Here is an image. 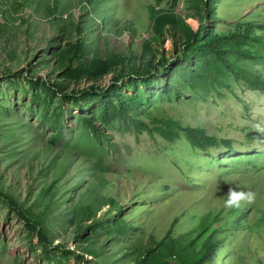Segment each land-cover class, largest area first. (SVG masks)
Listing matches in <instances>:
<instances>
[{
	"label": "rangeland",
	"instance_id": "1",
	"mask_svg": "<svg viewBox=\"0 0 264 264\" xmlns=\"http://www.w3.org/2000/svg\"><path fill=\"white\" fill-rule=\"evenodd\" d=\"M261 7L264 0H0V191L42 217L30 226L0 197V264H152L138 255L166 236L177 193L210 187L214 196L264 181V144L249 136L264 132V90L182 43L187 33L234 31L242 16L257 22ZM227 55L264 75L258 59ZM186 126L231 145L200 150ZM189 225L174 224L172 235L187 242ZM248 236L243 258L220 246L209 264H260L246 251ZM263 242L251 246L264 254ZM153 250L154 264H179Z\"/></svg>",
	"mask_w": 264,
	"mask_h": 264
},
{
	"label": "trees",
	"instance_id": "2",
	"mask_svg": "<svg viewBox=\"0 0 264 264\" xmlns=\"http://www.w3.org/2000/svg\"><path fill=\"white\" fill-rule=\"evenodd\" d=\"M209 5V1L204 2V12L199 13V20L201 21L200 29H202V24L205 26V22L207 21L206 17H209ZM213 9L214 11L211 9L213 15L218 13L217 7H213ZM259 11V14L262 16L257 22L256 20L250 19V15H247L246 19H243L242 16L241 19L239 18L236 21V29L234 31L227 30L226 32H221L216 29L203 38H196L194 40L193 35L187 33L188 35L186 39L182 40V43L188 47V50L193 49L196 52L207 49L216 56L219 64L228 68L227 71L234 73L238 78H242L250 86L264 90L263 74L253 70L249 71L242 65L234 63L227 55L233 53L237 56L238 54L237 58L239 59L256 58L264 63L263 7ZM171 23L172 25L175 24V22ZM241 26L243 29H240ZM254 42L261 45V50L247 49ZM75 55L79 60L81 59L80 55L76 53ZM91 90L96 92L100 97H106L110 92L109 87L102 89L92 87ZM170 124L172 125L169 128L175 123L171 122ZM183 129L191 145L200 150L206 151L208 147L218 145L221 142L227 146L231 145L229 138H219L216 135L207 134L204 129L188 126ZM249 136L251 139L264 144V132L252 131L249 133ZM209 189L211 188H205L204 191L196 194L195 197V194L192 197L190 196L191 193H194L193 190L183 189L182 193H177L176 199L178 202L172 207L175 215L170 227L166 231V236L158 242H151L142 248L138 259L145 260L147 258L154 264L157 255L153 247H159L162 256H168V260L175 258V261L179 264H209L211 262L209 254L212 250H216L220 246H225L224 253L234 254L238 259H241L244 257L242 255L243 252L240 253L238 247L241 244V236L249 234L244 241V243L249 245L246 251H250L249 253L255 256L258 254L255 260L257 263L264 264V254H260L259 251L255 250V247L251 246L255 243L256 237L264 238V181L257 179L248 184L245 182L241 186H239V183H236L234 187L228 189L221 188L214 196L209 193ZM229 189L241 191L245 195L239 197L234 203L226 205L225 201L228 199ZM250 191L254 192L252 201L249 196ZM165 193L162 195L165 196ZM0 197L7 200L28 225L39 227L42 219L41 214L32 218L17 205L11 196L0 191ZM250 202H253V204ZM181 215L183 216L181 217ZM137 216V214H133L134 218H137ZM181 220L190 223V236L188 235L187 242H183L182 239H178L172 235L173 225L176 223L179 224ZM186 231L187 228L183 233ZM183 247L187 249V254L185 255L182 253L184 250ZM158 264L171 263L164 261ZM217 264L224 263L220 259Z\"/></svg>",
	"mask_w": 264,
	"mask_h": 264
},
{
	"label": "clouds",
	"instance_id": "3",
	"mask_svg": "<svg viewBox=\"0 0 264 264\" xmlns=\"http://www.w3.org/2000/svg\"><path fill=\"white\" fill-rule=\"evenodd\" d=\"M245 194L241 191H234L229 189L228 199L225 201V204H232L234 203L239 197L244 196Z\"/></svg>",
	"mask_w": 264,
	"mask_h": 264
}]
</instances>
